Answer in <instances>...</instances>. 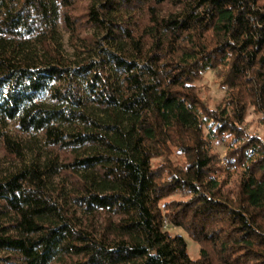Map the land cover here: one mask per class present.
<instances>
[{"label":"trees","instance_id":"trees-1","mask_svg":"<svg viewBox=\"0 0 264 264\" xmlns=\"http://www.w3.org/2000/svg\"><path fill=\"white\" fill-rule=\"evenodd\" d=\"M0 264H264V0H0Z\"/></svg>","mask_w":264,"mask_h":264},{"label":"rangeland","instance_id":"rangeland-1","mask_svg":"<svg viewBox=\"0 0 264 264\" xmlns=\"http://www.w3.org/2000/svg\"><path fill=\"white\" fill-rule=\"evenodd\" d=\"M196 85L199 87V94L202 97L203 100L207 101V103L211 107H215L218 105L224 96V89L221 88L218 82V78L215 75V72L211 69H207L202 73L201 78L196 82ZM247 127L251 131L258 130V124L256 116L253 115L251 112L247 116ZM221 153L223 152V149L221 146L217 148ZM171 159H173V162L178 163V160L181 161V157H177L176 154L171 156ZM156 163V161H155ZM186 198L185 194L175 193L171 196H169L165 201L170 200H179ZM168 231L170 234H179L181 235L187 244V253L189 254L190 258H197L199 255V244H197L193 239H191L188 234L181 228L178 227H171L167 226Z\"/></svg>","mask_w":264,"mask_h":264}]
</instances>
